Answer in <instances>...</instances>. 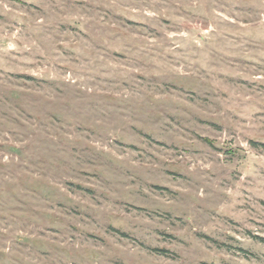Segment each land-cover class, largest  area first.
I'll return each mask as SVG.
<instances>
[{
	"label": "rangeland",
	"instance_id": "374dc122",
	"mask_svg": "<svg viewBox=\"0 0 264 264\" xmlns=\"http://www.w3.org/2000/svg\"><path fill=\"white\" fill-rule=\"evenodd\" d=\"M0 264H264V0H0Z\"/></svg>",
	"mask_w": 264,
	"mask_h": 264
}]
</instances>
